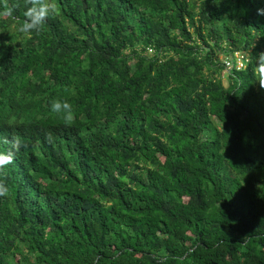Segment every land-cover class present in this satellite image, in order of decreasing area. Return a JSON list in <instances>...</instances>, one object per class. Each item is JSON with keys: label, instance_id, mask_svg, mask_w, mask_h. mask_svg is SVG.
I'll list each match as a JSON object with an SVG mask.
<instances>
[{"label": "trees", "instance_id": "obj_1", "mask_svg": "<svg viewBox=\"0 0 264 264\" xmlns=\"http://www.w3.org/2000/svg\"><path fill=\"white\" fill-rule=\"evenodd\" d=\"M5 3L0 264H264V0Z\"/></svg>", "mask_w": 264, "mask_h": 264}, {"label": "clouds", "instance_id": "obj_2", "mask_svg": "<svg viewBox=\"0 0 264 264\" xmlns=\"http://www.w3.org/2000/svg\"><path fill=\"white\" fill-rule=\"evenodd\" d=\"M27 4H30L31 7H28L24 13L25 20L18 26V31L24 34L30 35L33 31L40 32L42 29H37V25L41 22V19L44 17H48L51 13L45 7H41L38 5V0H26ZM258 14L264 12V9H258ZM12 9L7 6L5 3V11L0 13V15H11ZM256 68L255 73L257 75V81L259 83V87L264 89V52L259 53L256 57ZM52 110L54 112L64 111L66 113L65 120L66 122H70L71 117V105L68 102H54L52 105ZM18 142V138H16L12 145L16 146ZM8 143V141H5ZM14 159V152L9 150L6 153H0V169L6 167L11 164ZM8 188L0 183V195H7Z\"/></svg>", "mask_w": 264, "mask_h": 264}, {"label": "built area", "instance_id": "obj_3", "mask_svg": "<svg viewBox=\"0 0 264 264\" xmlns=\"http://www.w3.org/2000/svg\"><path fill=\"white\" fill-rule=\"evenodd\" d=\"M150 52H153V49H149ZM223 63L227 71H231L234 67L237 69L244 68L249 59L248 54L244 52H236L233 55L223 56Z\"/></svg>", "mask_w": 264, "mask_h": 264}, {"label": "rangeland", "instance_id": "obj_4", "mask_svg": "<svg viewBox=\"0 0 264 264\" xmlns=\"http://www.w3.org/2000/svg\"><path fill=\"white\" fill-rule=\"evenodd\" d=\"M220 56L223 57L222 55H220ZM223 82L225 85L228 84V79H227L226 74L223 76Z\"/></svg>", "mask_w": 264, "mask_h": 264}]
</instances>
